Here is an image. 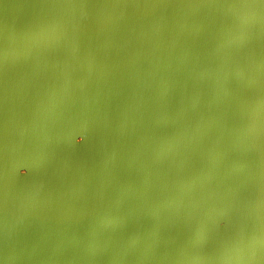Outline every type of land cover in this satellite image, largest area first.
<instances>
[{
	"label": "water",
	"instance_id": "95a60500",
	"mask_svg": "<svg viewBox=\"0 0 264 264\" xmlns=\"http://www.w3.org/2000/svg\"><path fill=\"white\" fill-rule=\"evenodd\" d=\"M0 264H264V0H0Z\"/></svg>",
	"mask_w": 264,
	"mask_h": 264
},
{
	"label": "bare ground",
	"instance_id": "6f19581e",
	"mask_svg": "<svg viewBox=\"0 0 264 264\" xmlns=\"http://www.w3.org/2000/svg\"><path fill=\"white\" fill-rule=\"evenodd\" d=\"M87 133L88 130H85L82 133H78L74 136L73 143L76 148L80 146L81 142L86 137Z\"/></svg>",
	"mask_w": 264,
	"mask_h": 264
}]
</instances>
